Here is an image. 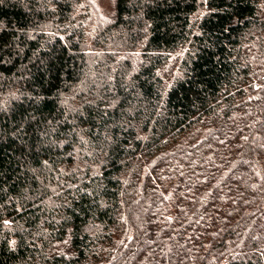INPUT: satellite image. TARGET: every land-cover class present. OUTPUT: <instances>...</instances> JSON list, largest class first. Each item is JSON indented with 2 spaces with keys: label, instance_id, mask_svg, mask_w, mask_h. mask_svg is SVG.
Masks as SVG:
<instances>
[{
  "label": "trees",
  "instance_id": "16d2710c",
  "mask_svg": "<svg viewBox=\"0 0 264 264\" xmlns=\"http://www.w3.org/2000/svg\"><path fill=\"white\" fill-rule=\"evenodd\" d=\"M0 0V264H264V0Z\"/></svg>",
  "mask_w": 264,
  "mask_h": 264
},
{
  "label": "rangeland",
  "instance_id": "374dc122",
  "mask_svg": "<svg viewBox=\"0 0 264 264\" xmlns=\"http://www.w3.org/2000/svg\"><path fill=\"white\" fill-rule=\"evenodd\" d=\"M92 13L110 16L113 12L114 0H88Z\"/></svg>",
  "mask_w": 264,
  "mask_h": 264
}]
</instances>
